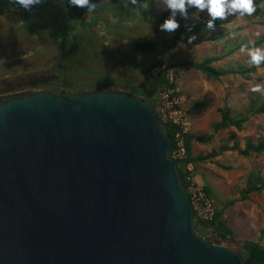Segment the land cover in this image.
Returning <instances> with one entry per match:
<instances>
[{"label":"water","instance_id":"obj_1","mask_svg":"<svg viewBox=\"0 0 264 264\" xmlns=\"http://www.w3.org/2000/svg\"><path fill=\"white\" fill-rule=\"evenodd\" d=\"M171 147L144 97L0 102V264H246L194 230Z\"/></svg>","mask_w":264,"mask_h":264},{"label":"rangeland","instance_id":"obj_2","mask_svg":"<svg viewBox=\"0 0 264 264\" xmlns=\"http://www.w3.org/2000/svg\"><path fill=\"white\" fill-rule=\"evenodd\" d=\"M55 1L58 3L60 0ZM101 1L106 4L109 0ZM8 2L11 1L0 0L3 5H7ZM129 8L131 13L124 21L114 16L110 17V14L104 11V15L109 17V23L100 19L95 29L93 26L90 31L94 32L96 39L102 44H106L109 53H112L119 62L124 63L128 70L130 68L131 76L137 77L138 82L133 88H136L137 93L143 84L141 80L144 75L143 71L158 59L162 60L163 64L153 67L149 73L159 72L168 65L190 60L201 61L211 55L221 58L214 64L219 68H227L236 64L250 67L252 65L247 63V53L241 52L240 49L244 45L252 48L253 43L250 41L255 42L264 36V25L257 23L262 18L252 14L240 18L232 16L227 24L215 27L214 30L204 28L201 33L197 34L187 32L180 41L173 43L174 36L184 23L194 24L200 20L206 21V13L197 14L194 9H190L186 20L177 17L180 27L168 33L159 29V25L169 16H165L167 10L160 8L159 0H152L151 3L141 8L131 4ZM23 12V8H14L8 14L0 15V79L8 75V79L13 80L16 75L23 73L24 67L19 63L22 58L30 59L29 56L38 52L52 51L53 54L57 51L53 39L41 40L37 31L27 29L23 25L20 18ZM100 15L103 18V11ZM91 17L89 13L85 16L88 20ZM96 30L97 33H95ZM256 31H260L261 36H254L253 33ZM193 36L195 39L190 41ZM136 39L156 41L158 47L153 53L136 50L133 45ZM260 47L264 48V45ZM169 71L170 77L177 86L175 91L179 92L176 96L177 104L185 114L188 122L187 130H195L206 139L204 143L196 145L197 154H209L213 150L220 151L223 146H233L236 142L240 143V148H244L248 139L251 138L257 142L264 137V113L252 117L249 122L245 123L242 130H237L233 126L222 130L215 128V124L222 119L220 110L226 111L229 108L232 116L241 115L248 110L251 97L257 98L258 104L264 102V93L250 90L255 84L264 85L263 67L250 75L249 79L240 75H227L220 81L208 78L191 65L171 66ZM172 90L170 88L162 90L158 95L156 110L160 116L163 115L166 93ZM221 154L219 161L216 162L214 160L216 158H213L200 166L204 176L201 185L204 186L206 183L211 185L217 207H225L223 218L227 219L239 237L256 239L255 237L264 231L262 229L264 228V192H253L246 200L241 199V192L246 187L247 178L253 171H261L264 175V153L246 157L240 155L237 150H230ZM231 200H236V202L226 206ZM205 235L211 243L237 252L242 250L240 243L231 240L218 241L214 231H208Z\"/></svg>","mask_w":264,"mask_h":264},{"label":"trees","instance_id":"obj_3","mask_svg":"<svg viewBox=\"0 0 264 264\" xmlns=\"http://www.w3.org/2000/svg\"><path fill=\"white\" fill-rule=\"evenodd\" d=\"M6 3L7 5H3L0 3V15H5L11 12L14 8H20L19 6L14 5V0ZM152 0H138L136 4L139 8H141L145 4L151 3ZM96 4V8L93 11H87L86 8L72 7L66 5V0L63 2V6L68 9V18L65 20H61L59 14L54 12L53 6H50L49 0H44V2L40 5L34 6L31 11L24 10L20 18L22 19L23 25L27 27V29L34 30L40 32L43 35H47L57 39L58 43L68 51V49H72L73 47L77 48H85L86 45L91 47L96 40V35L94 32H91L90 29L94 26L93 29L98 25L100 19H104L107 23H109V17L107 18L103 12V18L100 15L102 12L101 9L110 11V17L114 16L117 19L119 18L121 21H124L128 15L131 13L130 11V0H109L106 4H103L101 0H93ZM254 6L256 7V11L253 13L255 17H259L261 20H258V24L264 25V0H253ZM3 5V6H2ZM105 6V7H103ZM91 14V21L89 22L84 16L86 14ZM169 12L165 13V16H168ZM96 18V19H95ZM232 16H229L224 21L217 20L216 27L227 24ZM95 21V22H94ZM30 26V27H29ZM79 27V28H78ZM189 27L191 30L189 31ZM207 28L206 21L200 20L194 24H183L176 35L173 38V43L180 41L183 38V35L187 32L190 33H201V31ZM97 33V30L96 32ZM56 36V38H55ZM134 48L136 50H141L145 53H153L156 51L158 47V42L153 40H134L133 42ZM264 45V36H261L257 39L252 47H260ZM233 51H231L232 53ZM221 58L215 55H211L205 57L201 61L190 60L187 62H183L180 64L168 65L162 68L157 74L149 73L153 67L159 66L163 64V61L158 59L154 61L150 66L147 67L144 74V81L141 85V90H139V94L143 96L146 100V103L152 107L153 109L158 108V95L162 90L173 89L174 92L171 94V97L178 96L179 92L175 91L176 84L174 80L170 77L169 68L177 67V66H187L191 65L194 69L202 72L208 78L214 81H220L223 77L227 75H240L243 78H250V75L256 73L260 67L264 68V63H262L259 67L252 65L250 67L236 64L227 68H219L214 64L220 61ZM198 105V104H196ZM196 107V106H195ZM193 110V109H192ZM221 113V121L215 124L216 130H222L226 127L233 126L237 130H242L245 127V123L249 122L252 117L255 115L264 113V102L258 104L257 98H250V105L248 110L241 115H231V109L227 108L226 111L220 110ZM164 132L171 138L172 147L170 152V158L174 161L181 176V182L183 188L187 191L189 182L186 179L187 165L189 163L196 164V169L200 164H203L210 159L218 157L221 153L225 151H235L242 156H251L252 154H263L264 153V137H262L259 141L255 142L251 138L248 139L244 145V148H240V143L236 142L233 146H223L221 150H213L209 154H195L193 145L194 141L197 140L199 143H204L206 139H204L201 135L194 134L192 132L186 131L184 127L166 122L163 124ZM180 135L184 139L186 153L183 158L174 159L172 157V153L177 148V135ZM230 168V167H226ZM246 187L241 192V199L246 200L247 197L253 193L262 191L264 192V175L261 171H253L247 178ZM205 191L212 196L215 197L214 191L209 184L204 185ZM215 199V198H214ZM236 200H231L228 202V205L235 203ZM224 208H218L216 210V214L213 220L211 221H197L194 217V230L201 237L208 240L210 239L205 237L206 233L209 230L214 231L217 235L218 241H234L242 244V250L239 252L246 264H264V245L260 242L252 239L239 240L234 233L233 229L230 227L228 221L223 218L224 216Z\"/></svg>","mask_w":264,"mask_h":264},{"label":"flooded vegetation","instance_id":"obj_4","mask_svg":"<svg viewBox=\"0 0 264 264\" xmlns=\"http://www.w3.org/2000/svg\"><path fill=\"white\" fill-rule=\"evenodd\" d=\"M49 1V5L53 6L54 12L59 14L61 20L69 17V11L65 9L61 0L58 3L55 0ZM103 9L101 11L110 12ZM36 33L41 40L53 39L57 51L53 54L52 51L38 52L29 56L30 59L22 58L19 63L24 67L23 73L16 75L13 80H9L8 75L0 79V102L24 97L35 91L57 97L62 93L72 95L101 92L143 97L136 92V88L133 89L138 82L137 77L131 76L130 68L128 70L124 63L109 53L106 44H102L100 40L96 39L91 47L88 45L85 48L73 47L67 51L56 41L57 39L40 32ZM141 80L144 81V75Z\"/></svg>","mask_w":264,"mask_h":264},{"label":"clouds","instance_id":"obj_5","mask_svg":"<svg viewBox=\"0 0 264 264\" xmlns=\"http://www.w3.org/2000/svg\"><path fill=\"white\" fill-rule=\"evenodd\" d=\"M44 0H14V5L31 11L34 6L40 5ZM63 3L64 0H61ZM132 5H136L138 0H130ZM66 5L72 7L86 8L87 11H93L96 4L93 0H66ZM159 6L162 10H167L169 16L159 25V29L163 32L172 33L180 27L177 17L187 19L189 10L194 9L195 13H206V27L214 30L217 20H223L227 16H237V18L245 15L251 16L255 11L253 0H159ZM67 10V8H65ZM189 31L191 28L189 27ZM254 36H261L260 31L253 33ZM195 39V37H191ZM254 44V41H250ZM246 52L248 56L247 63L259 67L264 63V48L252 47L244 45L240 49ZM252 92L264 93V85L255 84L250 89Z\"/></svg>","mask_w":264,"mask_h":264},{"label":"built area","instance_id":"obj_6","mask_svg":"<svg viewBox=\"0 0 264 264\" xmlns=\"http://www.w3.org/2000/svg\"><path fill=\"white\" fill-rule=\"evenodd\" d=\"M155 72L153 74H157ZM174 92L166 93V100L163 109V115L160 116L161 122L164 124L166 122L173 123L184 127L186 131V126L188 125L187 120L185 119V114L182 109L179 107L178 99L176 96L171 97V94ZM160 115V114H159ZM177 148L172 153L174 159L183 158L186 153L184 139L178 134L177 135ZM187 175L186 179L189 182L188 190L186 191L189 195L192 210L195 220L197 221H211L214 219L217 205L216 200L210 196L206 191L203 185L199 184L196 179V164L189 163L187 165ZM212 230H209V232Z\"/></svg>","mask_w":264,"mask_h":264},{"label":"crops","instance_id":"obj_7","mask_svg":"<svg viewBox=\"0 0 264 264\" xmlns=\"http://www.w3.org/2000/svg\"><path fill=\"white\" fill-rule=\"evenodd\" d=\"M189 132H192V133H194V134H197V135H200L197 131H195V130H188ZM196 145H199V142L197 141V140H195L194 141V145H193V149H194V153L195 154H197V152H196ZM221 155L222 154H220L219 156L221 157ZM218 156V158L216 157V159H214L216 162L217 161H219L218 159L220 158ZM202 165H204V164H200L199 165V167L196 169V173H197V170H198V173H197V175H196V179H197V181H198V183L199 184H203V180H202V178H204V176H203V174H202V170H201V167L200 166H202ZM207 184H209V183H207ZM205 185V184H204ZM210 185V184H209ZM211 186V185H210ZM212 188V187H211ZM213 189V188H212ZM232 217H234V216H232ZM227 220V219H226ZM229 225H230V227H231V224L229 223ZM232 228V227H231ZM233 229V228H232ZM263 230H264V228H262ZM234 231V230H233ZM234 233H235V231H234ZM236 234V233H235ZM236 236L238 237V238H240V239H242V240H245V239H248V238H245V237H239L237 234H236ZM256 239H252V238H250V239H252V240H256V241H258V242H260L261 244H263L264 245V231L262 232V234L260 235H257L256 237H255Z\"/></svg>","mask_w":264,"mask_h":264}]
</instances>
